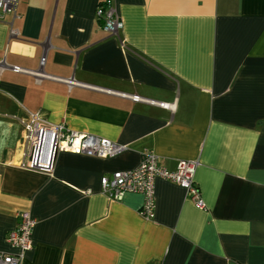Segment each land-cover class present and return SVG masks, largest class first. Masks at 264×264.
Instances as JSON below:
<instances>
[{
	"label": "crops",
	"instance_id": "crops-1",
	"mask_svg": "<svg viewBox=\"0 0 264 264\" xmlns=\"http://www.w3.org/2000/svg\"><path fill=\"white\" fill-rule=\"evenodd\" d=\"M105 1L18 0L0 19L1 110L126 145L33 170L21 124L0 118V253H17L6 237L27 211L20 264H264V0H110L118 35L96 17ZM146 151L170 171L197 161L203 207L162 178L153 219L140 193L101 191Z\"/></svg>",
	"mask_w": 264,
	"mask_h": 264
},
{
	"label": "built area",
	"instance_id": "built-area-1",
	"mask_svg": "<svg viewBox=\"0 0 264 264\" xmlns=\"http://www.w3.org/2000/svg\"><path fill=\"white\" fill-rule=\"evenodd\" d=\"M18 0H0V19L10 13L13 19L18 16ZM96 17L101 21L102 29L110 35H118L124 27L122 18L110 0L100 2L96 8ZM45 57L42 56L40 65ZM15 71L23 70L14 66ZM134 101H149L167 108L169 104L131 96ZM16 119L21 124V139L26 145L21 165L33 170L51 172L56 155L60 151L87 156L108 158L125 150L126 145L90 133L73 130L64 123H50L40 113H29L26 117L5 113L0 108V118ZM197 161L179 160L176 169L168 170L158 161L153 151H146L140 163L132 169L116 170L100 179L101 191L111 200H121L126 192L140 193L143 202L141 215L146 219L155 216L156 195L155 180L162 178L182 186L192 202L203 207V201L195 181ZM36 223L27 211L18 213V222L6 237L7 242L17 250L16 254L0 253V264H20L23 253L32 247V229Z\"/></svg>",
	"mask_w": 264,
	"mask_h": 264
}]
</instances>
